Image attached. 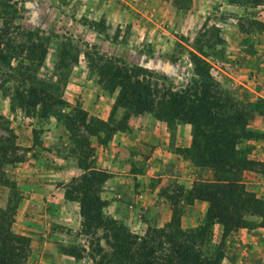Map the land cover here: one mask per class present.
Masks as SVG:
<instances>
[{"label": "rangeland", "instance_id": "374dc122", "mask_svg": "<svg viewBox=\"0 0 264 264\" xmlns=\"http://www.w3.org/2000/svg\"><path fill=\"white\" fill-rule=\"evenodd\" d=\"M0 3L9 4L14 11L10 33L29 31L48 38L39 76L47 81L55 80L54 64L60 61V43L65 44L62 47L66 61L75 60L69 65L72 70L67 82L59 88L65 104L54 108L44 118L23 113L1 94L26 86L21 85L22 78L14 72L20 58L9 59L7 65L0 62V116L3 117L0 135L13 138L12 144L18 147L16 154L20 156L11 166L3 167L8 176L6 181L11 184L1 185L0 182V208L13 211V230L29 239L30 254L22 264L97 262L89 245L96 236L81 234L79 205L64 198L66 183L81 173L77 165V158L83 155L80 135H87L81 126L78 132L67 130L74 108L86 112L87 119H96V123H89L97 134L87 140L92 147L90 166L95 169H98L95 153L100 148L115 153L113 143L121 139L114 135L119 131L125 133V142L122 138L123 147L117 153H162L159 146L162 142L159 143L160 136L156 139L155 132L160 124H166L147 112H127L126 116L125 110L116 106L118 90L109 93L100 87L96 76L87 68L85 53L105 56L128 68L136 67L142 71L141 75L147 74L160 85L180 91L196 87L199 77L188 51L202 48L208 55L210 73L231 97L240 101L239 116L246 128L255 133L251 139L242 140L238 150L264 165V106L256 100H264V6H237L228 0H0ZM2 13L0 7V28ZM15 25L20 28L13 29ZM177 123L166 127L174 130ZM112 128L115 132L108 136L107 130ZM187 135L192 136V129ZM190 145L172 146L171 153H177L193 166L195 175L189 167H180L192 181L179 182L166 176L170 172L162 158L157 168L146 159L132 162L128 171L138 176L125 175V180L130 179L135 188L124 191L123 203L127 210L132 204L131 212L141 214L146 224L142 231L131 230L118 220L131 232L143 233L148 226L165 227L173 216L180 221L182 229L195 228L202 222L208 204L187 198L195 182L210 181L213 176L209 169H200L185 154L188 152L184 150ZM117 160L116 157L114 162ZM112 164L104 171L108 179L113 175ZM256 169L264 171L263 167ZM244 180L258 198L264 199V178L260 174L247 173ZM142 184L147 189L161 188L160 195L167 201L166 209L170 213L164 224L154 223L149 219L151 212L143 209L139 199L143 190H137ZM129 194L131 199L126 200ZM104 213L107 214L105 209ZM185 214L194 218L190 222L194 226L182 227L181 219ZM247 220L260 219L247 217ZM64 221L69 224H63ZM252 230L239 229L222 239V227L213 226L214 244L222 243L220 264H264V228ZM246 232L255 233L257 239L250 240ZM97 235L102 232L98 231ZM66 247H75L81 257L66 255Z\"/></svg>", "mask_w": 264, "mask_h": 264}, {"label": "trees", "instance_id": "16d2710c", "mask_svg": "<svg viewBox=\"0 0 264 264\" xmlns=\"http://www.w3.org/2000/svg\"><path fill=\"white\" fill-rule=\"evenodd\" d=\"M228 2L237 6H264V0ZM0 7L3 12L0 62L7 65L9 59L20 58L14 72L22 78L21 85L26 86L1 94L25 114L47 117L54 108L65 104L59 88L67 82L72 70L69 65L75 60L66 61L65 44L60 43V61L54 64L55 80L47 81L39 76L47 54L48 38L29 31L10 33L9 24L14 23V11L7 3H0ZM14 28L20 27L15 25ZM89 54L85 53L88 70L105 91L114 93L118 90L116 106L124 109L126 116L127 112H147L169 128L175 122L190 125L191 145L184 152H188L185 154L189 155L192 163L200 169H209L213 176L210 181L195 182L189 191L187 199L208 204L197 227L182 229L180 221L173 216L165 227L148 226L141 235L131 232L104 213L107 201L101 193L108 175L90 166L92 147L87 143L89 136L97 134L91 128L96 119L89 120L86 112L74 108L66 125L67 130L78 132L81 126L87 135H80L83 155L77 158V165L81 173L66 183L64 198L79 205L81 234L96 236L95 241L89 242L97 256L96 264H220L222 243L215 245L213 242L214 225L222 227V239L239 229L264 228V199L258 198L244 180L245 175L251 172L264 178V171L255 170L257 167L264 168V165L250 160L247 153L244 155L237 148L242 140L255 136L239 116L242 112L240 101L231 97L210 73L208 55L200 47L188 51L199 77L197 85L180 91L160 85L147 74L141 75L142 71L136 67L128 68L105 56ZM25 61L28 65L24 64ZM256 100L261 107L264 106L263 99ZM2 120L0 116V122ZM114 132L113 128L107 130L108 136ZM12 140V137L0 135L1 185L11 184L6 181L8 176L3 167L11 166L20 159L16 154L18 147L12 144ZM7 211L0 208V264H22L30 254L29 239L13 230V211ZM247 217L260 220L248 221ZM98 231L102 235H97ZM64 250L68 256L81 257L75 247Z\"/></svg>", "mask_w": 264, "mask_h": 264}, {"label": "crops", "instance_id": "0c3cea01", "mask_svg": "<svg viewBox=\"0 0 264 264\" xmlns=\"http://www.w3.org/2000/svg\"><path fill=\"white\" fill-rule=\"evenodd\" d=\"M159 125V124H158ZM160 128L155 132V135L157 136L156 139L158 140L159 137V143L162 142L159 146H161L162 153H117L120 152V148L123 147V141L122 138L125 137V133L118 132L114 137H120L121 140H118L116 143H113L112 149L115 153H109L108 149H98V153H95V160L96 165L98 169H101L103 171L107 172V167H109L113 162L114 159L117 157V162H114L112 164V177L108 179L104 185H103V191L101 193L102 197L109 201V204L105 208V212L112 216L116 220L122 221L126 226L130 227L131 230L134 229H140L142 231L143 225L146 224L145 219L141 214L137 215V212L133 211L131 212V209L133 208L132 204H129V210L124 207V199L126 196H124V191H130L131 188H135V185H132L130 183V179L125 180V175H132L128 171L130 166H132L133 161H140L146 159V161L153 167L157 168L161 164V158L162 163H164L165 168H167V171L170 172L167 173L166 176H171L172 178H176L179 182L185 181H192L189 177L185 176L184 169H181L180 167H189L191 169V172H196L192 165H190L189 162H184L181 157L177 153H171L172 146L175 145H183V146H189L191 137L190 135L186 136V132H190L192 129L191 126L188 124H182L177 123L176 128L174 130L167 129L166 125L160 124ZM167 131L170 132L168 135ZM183 133V134H182ZM143 134V133H142ZM140 137L143 139H147V136L143 135ZM167 138H163V137ZM125 142V138H124ZM158 144V142L155 144V146ZM109 148V145L108 147ZM158 149V147H155ZM164 148V150H163ZM167 149V150H165ZM104 152L102 153V151ZM169 151V152H168ZM147 156L145 157V155ZM111 155V156H110ZM111 157V161L108 159ZM167 158V160H166ZM192 166V167H191ZM123 173H120V172ZM126 171V172H125ZM124 174V175H123ZM152 175V173H151ZM192 176V174H190ZM195 175V174H194ZM133 178L137 177L138 175H132ZM162 177V175H161ZM194 180V176H193ZM196 180V179H195ZM60 184L57 186L58 188L61 187ZM188 188L187 186L185 187ZM137 190H143V192L139 195L140 202L143 205V209H148L149 212H151V216L149 217L150 220H153L154 223L159 222L164 224L167 220H169L170 213L169 210L166 209L167 207V201L163 199L160 195V187L150 189L146 188L143 184L137 189ZM131 194L127 196L126 200L131 199ZM192 208V207H191ZM146 218V213H145ZM194 220L193 217H187L186 214L182 217V227L183 228H189L194 226L193 224H190ZM63 224H69L68 221H64ZM151 224V223H150ZM160 226V225H158ZM261 228H258V230ZM254 231V230H251ZM137 232V231H133ZM138 233V232H137ZM144 233V232H143ZM142 232H139L138 234H143ZM260 233V232H259ZM241 234V233H239ZM245 234V233H244ZM247 236L250 240H256L257 236H255V233L249 232L247 233ZM245 234V235H246Z\"/></svg>", "mask_w": 264, "mask_h": 264}]
</instances>
